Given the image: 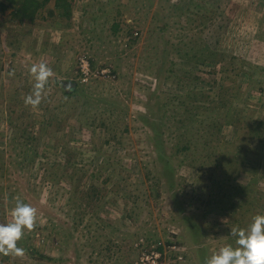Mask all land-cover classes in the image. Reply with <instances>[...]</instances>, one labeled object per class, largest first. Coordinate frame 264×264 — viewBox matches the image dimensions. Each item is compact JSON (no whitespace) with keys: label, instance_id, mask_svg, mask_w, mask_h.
Masks as SVG:
<instances>
[{"label":"rangeland","instance_id":"1","mask_svg":"<svg viewBox=\"0 0 264 264\" xmlns=\"http://www.w3.org/2000/svg\"><path fill=\"white\" fill-rule=\"evenodd\" d=\"M68 1V18L50 1L22 25L0 11V224L17 199L37 210L0 264H206L235 247L264 214V0Z\"/></svg>","mask_w":264,"mask_h":264},{"label":"clouds","instance_id":"2","mask_svg":"<svg viewBox=\"0 0 264 264\" xmlns=\"http://www.w3.org/2000/svg\"><path fill=\"white\" fill-rule=\"evenodd\" d=\"M30 72L36 83L33 93L25 97V103L35 107L40 104L42 91L53 72L44 63L32 65ZM36 211L30 204L17 199L12 209V222L0 224V251L23 252L17 241L23 237L25 229L34 227ZM231 235L235 237L236 246L224 245L207 259L206 264H264V214L253 216L246 227H234Z\"/></svg>","mask_w":264,"mask_h":264},{"label":"trees","instance_id":"3","mask_svg":"<svg viewBox=\"0 0 264 264\" xmlns=\"http://www.w3.org/2000/svg\"><path fill=\"white\" fill-rule=\"evenodd\" d=\"M50 1H53V7L54 8H60V10H61L60 12H61L63 17H65V18L69 17L70 1H68V0H0V11L3 12L9 8L12 21H15L18 24L22 25L25 23H32L37 18V16L41 17L42 15L40 13L42 12V9ZM48 13H49V15H52L53 10L50 9L48 11ZM115 27H116V25H115ZM81 87L84 88V85L82 84ZM83 88H77V85L74 84L72 87L69 88V90H66L64 92V94L76 95L75 90L77 89V91H79V90H83ZM78 95L80 97V94H78ZM86 97H87V99L92 98V95L89 91H88V94H86ZM96 99L97 98H94L93 101ZM78 101H79V99H78ZM187 149H188V147L185 145L177 148V150H180V152L186 151ZM159 155L162 156V154H159ZM166 164H167V170L169 168V171H171V169H172L171 166L168 163H166ZM95 194H99V191H98L97 186L93 185L91 187L90 191L87 193V195L89 196V199H91L92 197L95 196ZM78 211H79L78 214H81L82 212H84L82 208H80ZM104 251L110 252L111 246L104 248ZM112 252H115V250H113Z\"/></svg>","mask_w":264,"mask_h":264}]
</instances>
